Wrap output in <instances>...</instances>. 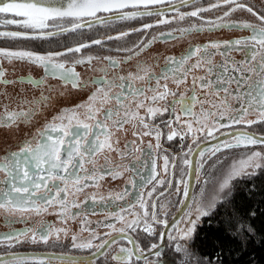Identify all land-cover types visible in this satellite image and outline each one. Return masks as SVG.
Segmentation results:
<instances>
[{"label": "snow or ice", "instance_id": "1", "mask_svg": "<svg viewBox=\"0 0 264 264\" xmlns=\"http://www.w3.org/2000/svg\"><path fill=\"white\" fill-rule=\"evenodd\" d=\"M166 3L171 4V0H0V28L13 26L24 30L0 31V38L9 40L49 39L58 33L66 35L85 28L91 29L97 25L131 21L145 16L161 18L155 25L145 23L141 28H134L131 32L144 33L155 26L173 21L183 22L186 18L195 17L203 23L200 26L191 24L186 28L175 29L174 31L180 34L179 38L182 39L193 32L212 31L223 27L242 28L251 33L248 37L234 41L223 43L210 41L204 45L190 46L179 58L167 57L165 67L159 76L152 72L150 66L138 64L135 73L117 74L108 78V69L118 68L120 62L112 57H104L107 67L101 69L103 75L88 81L81 78L76 71V65L91 66L92 61L99 57L87 56L74 59L71 61V67L67 66L69 61H61L60 57L69 53L79 54L82 49L90 47V44L82 43L76 47H68L64 52L47 54L0 48V85L7 87L16 83H27L33 88L40 89L46 80L53 78L60 80L64 86L70 84L72 89L78 91H84L90 85L94 88V91H91L82 102L61 109L43 128L37 129L31 139L23 141L16 151H9L0 156V214L6 217H18L20 221H24L29 213L41 215L49 208L58 207L61 219L66 220L75 215L70 213V207L80 206L78 198L86 187L95 186L98 189L104 175L111 174L113 178H117L123 175V172L133 169L136 170L137 178L144 179L139 169L148 168V161H151L152 174L139 186L136 200L121 204L120 211L111 213L113 217L118 218L122 227L117 229L114 223L107 224V227L113 232H118L119 236L127 238L128 243L132 245L120 246L111 259L115 264H133L134 259L145 260L148 264H165L160 258L163 256L162 245L166 235L169 241H176L173 245L176 253L190 256L187 247L180 241L193 236L197 222L211 214L220 195L231 188L234 180L254 175L255 171L250 172V169L264 168V152L250 151L243 154L221 170L220 177L213 186L214 194L211 197H204L202 190V199L194 200L193 205H187L189 211L184 212L180 217L184 220L185 228L179 229L176 234L157 232V226L164 229L169 227L167 213L163 212V216L160 214L165 206L160 205L158 211L157 203L153 199L156 186L163 187L165 181L158 180L157 185L147 192V199L144 198L143 189L159 175L153 149L161 148L160 141L164 135V128L168 129L166 138L169 142L177 137L180 138L181 148L188 136H191L192 144L197 147L201 139L205 141L209 138L218 139L217 133L228 138L212 148L201 149L198 153L193 152L192 145L187 146L182 158L180 179L175 188L179 193L180 185H183L185 200L189 197L185 177L190 175L192 169L193 162L189 158L191 155L198 154L201 157L195 169L196 179L199 181L206 156L210 158L226 149H247L264 144V131L256 135L255 131L250 133L245 130L253 125L264 124V14L258 13L252 6L239 0H216L208 7H200L187 13L180 12L179 7H173L172 10L177 15L170 19L166 17L164 9L151 10L152 6ZM189 3L190 0H180V6ZM224 6L230 7H227L223 16L216 20L200 16L202 12ZM237 10L247 11L259 23L250 21L223 23L225 18ZM128 35L130 32L125 31L117 36H108L107 39L119 40ZM160 38L176 39L177 37L173 31H169L161 33ZM156 39L158 38L152 37L147 42L141 40L133 48L124 49L132 53L126 59L131 60L133 56L139 55ZM91 44L101 45L102 41L94 39ZM233 51L243 53V58L240 61L232 58L230 53ZM217 55L223 57L220 62L215 60ZM16 61L43 68L44 76L40 79H33L30 76L19 80L6 79L8 70L4 67V62L11 64ZM191 61L194 62L190 63ZM162 80L163 84H161ZM169 80L175 85V90L169 88ZM136 82H141L142 85L146 83L147 87H136ZM182 87L183 91H181ZM221 93L224 95L222 96ZM0 95L6 94L0 92ZM49 100L50 97L41 92L39 98L31 101L21 100V107L18 110L9 111L8 106L4 105V114L0 115V127H18L20 123H31L41 110V106H47ZM233 101L239 106L234 107ZM23 105L31 106L24 108ZM141 110L144 115H141ZM165 113L168 114V118L157 122L156 118L163 117ZM251 115H255L256 118L248 119ZM126 124L132 126V135L137 139L126 143L121 150L118 134L125 130ZM235 125H244L245 128L237 129L233 127ZM221 129H230V131L221 132ZM144 137H153L156 141L155 145L149 142L147 150H143L141 145ZM112 153H116L120 158L119 163L113 161ZM98 156H102L105 161L100 168L96 167ZM126 157L131 158V167L124 163ZM163 161V172L167 175L170 166L167 155L163 156ZM109 164L114 166L109 168ZM217 164L222 165L223 162L218 159L210 167L215 170ZM88 165H91V168ZM171 167L175 170L174 162ZM204 183L207 184L209 181L205 180ZM129 184L133 189L137 187L136 180L131 177ZM168 186H172L170 180ZM97 195L90 196L93 203L97 202ZM130 195L126 187L121 193L109 194L107 198L101 195L99 199L101 202L105 199L126 201ZM159 195L164 193L161 192ZM88 198L86 196L85 203ZM149 201L152 203L149 204ZM177 203L181 208L185 207L183 203L179 201ZM137 205L141 211L129 212L132 219L129 220L121 215V212L136 208ZM252 215H255V212ZM176 223L177 218H173L172 227L175 228ZM32 231L26 229L12 232L6 234L3 239L21 242L20 237L28 236ZM243 231L245 238L249 239L253 229L250 226ZM51 232L50 225L41 224V229L33 233L32 240L35 242V237L39 234L46 243ZM129 232L134 233L135 238L129 236ZM141 234H144L143 238L156 237L159 241V243L154 241L148 243L147 251L157 258L155 261L149 260L145 255V249L140 243ZM104 235L110 237V240L103 239L99 245H93L92 241L88 240L86 243L74 244V246L104 249L110 246V241L117 240V237L112 236L111 233ZM93 238L101 240L99 235ZM73 240H76L75 236Z\"/></svg>", "mask_w": 264, "mask_h": 264}, {"label": "flooded vegetation", "instance_id": "2", "mask_svg": "<svg viewBox=\"0 0 264 264\" xmlns=\"http://www.w3.org/2000/svg\"><path fill=\"white\" fill-rule=\"evenodd\" d=\"M206 0H201L195 4H192L188 7L180 9V12L187 13L191 11V7L197 9L204 7ZM255 3L245 4L253 7L258 13L264 14V0H253ZM244 3V2H241ZM230 7V6H229ZM219 8L214 13L202 12L200 13L201 17L209 20H216L218 17L223 16L224 11L227 9ZM218 11V12H217ZM175 11L166 14L167 18L176 16ZM157 16H147L143 18H138L131 21H116L114 23H108L104 25H97L91 29L80 30L76 33H71L64 36H58L49 39H36V40H9L0 38V48H8L11 50H28L33 51L39 54H47L49 52H64L68 47H76L79 44L87 43L91 46L85 49H82L81 53H69L67 56L60 57V60L69 61L68 65L71 67V61L80 57H99V59L93 60L92 65H76V71L80 74L81 78L85 81L91 80L92 78L100 77L103 75L101 69L107 67V61L104 60V57H112L119 61V66L116 69L109 68V77L113 75H126L129 72L135 73L138 64H144L150 66L152 72L159 76L161 70L165 67V59L167 57H176L179 58L189 49L190 46L204 45L210 41L214 42H226L234 41L237 39L248 37L251 33L242 28H230L223 27L220 29H214L212 31H201L199 33L193 32L190 35H185L182 39L179 38V32L174 30L179 27H189L191 24L200 26L203 21L195 17L186 18L183 22L173 21L169 24H163L155 26L152 29L145 31L144 33L131 32L134 28H141L145 23L156 24L159 19H154ZM250 21L253 23H259L255 17L250 13L243 10H237L233 12L229 17L225 18L223 23L232 24L234 22ZM129 22V23H128ZM207 27V26H206ZM0 30H19L24 31L23 29H16L13 26H8L7 28H0ZM53 31H56L53 29ZM128 31L130 35L122 39L108 40V36H117L121 32ZM173 31L176 39H161V33H167ZM152 37H157L155 41L152 42L151 46L147 49L140 52L139 55L133 56L131 60L126 58L132 53L124 51V49L133 48V46L139 43L141 40L145 42L152 39ZM99 39L102 41L101 45L91 44L92 40ZM139 51V49H137ZM230 56L237 61H240L243 58V53L238 51H233L230 53ZM223 59L220 55L215 57L216 62H220ZM194 61H191L192 63ZM4 67L7 68L6 79L8 80H19L20 78L32 77L33 79H40L44 76V70L41 67H36L27 62H13L11 64L4 62ZM164 81H161L163 84ZM144 86L147 87V84L143 85L141 82H136V87ZM153 86H155V81H153ZM169 88L175 90V85L168 81ZM94 91V88L90 85L88 89L84 91H78L72 89L71 85L64 86L63 83L58 79L49 78L45 81V84L42 88L36 89L27 83H16L14 85H8L7 87L0 85V92L5 93L6 95H0V115L4 114V105L8 106V110H18L21 105L20 101L27 99L28 101L33 100L34 98H39L41 92L50 97L49 103L47 106H41V110L37 115L32 119L31 123L24 124L20 123L19 126L12 127H0V156H3L6 152L16 151L18 146L25 140L31 139L35 135L36 130L43 128V126L51 121L53 116L58 114L61 109L70 108L74 105L82 102L87 98V95ZM183 91V87L181 88ZM63 93V95H61ZM151 95V93H147ZM190 94V93H189ZM223 96L224 94L221 93ZM211 99V98H209ZM171 100V97H169ZM234 107L239 105L235 104L233 101ZM31 105H23L24 108L30 107ZM179 107V106H177ZM198 111V106L197 109ZM141 115H144L143 110H141ZM168 114L165 113L163 117L158 116L156 118L157 122L161 119H167ZM255 115H251L248 119H255ZM175 126V125H174ZM234 128L240 129L245 128L244 125H235ZM246 131L252 133L255 131V134L259 135L261 131H264V124L253 125L251 128H246ZM132 126L130 124L125 125V130L119 133L120 137V148L123 150L124 145L130 141L136 140L137 138L132 135ZM221 132L230 131V129H221ZM164 135L161 138L160 149H153L155 153V159L157 164V172L159 175L156 179L152 180L150 183H147L143 189L144 198L147 199V192L150 191L154 185H157V181L163 179L165 185L163 187L156 186V191L153 193V199L157 203L158 211H160V205H164L163 211L160 214L163 216V212L167 213V219L169 222V227L164 229L161 226H157V232L163 231L165 233L176 234L179 229H182L184 223L183 219L180 217L183 216L184 212L189 211L187 205H193L194 200L196 201L201 196V191H205L206 187L217 177L219 171L227 164L231 163L232 160L238 158V155L245 154L249 150L254 148H261L264 146H251L250 148H239V149H226L224 151L218 152L215 156H206L204 162V168L200 171V180L196 179V167L198 162L201 160V157L196 155H191L189 158L192 160V169L190 175L186 176V182L188 184L189 197L187 200L183 197V185H180L181 191L176 192V183L180 179V169L183 167L182 158L184 152L187 151V146L192 145L193 152L198 153L201 149H209L215 146L220 141L228 139L226 136H220L217 133L218 139L203 140L198 141L199 147L192 144L191 136H188L183 141V148H181L180 138L177 137L173 141L169 142L166 138L168 129H163ZM151 142L155 145L156 141L153 137H144L143 144L141 148L147 150L148 144ZM139 144V141L137 140ZM139 155V153H136ZM167 155L169 158L170 166L169 173L167 175L163 172V156ZM113 161L119 163L120 158L116 153H112ZM220 160L223 164H217L216 169L214 170L210 166L214 161ZM96 167L100 168L105 164V161L102 156L97 157ZM175 163V170L171 167L172 163ZM124 163L129 164L131 167V158L126 157ZM148 168L139 169L142 177L144 179L148 178L151 173V161H148ZM114 165L109 164L108 167L112 168ZM91 168V165H88ZM135 169L132 171H125L123 175L113 178V175L107 174L104 175V179L100 181V187L97 189L95 186L86 187L83 193H80L78 202L80 204L77 208L70 207V213L75 214L70 216L66 220H62L59 215L60 209L49 208L48 211L43 212L41 215H36L34 213L27 214V217L24 221H20L18 217H6L4 214H0V257L10 256L14 254L22 253H49V254H60L67 256H93L100 252L102 249L98 247L92 248H80L75 247L74 244L86 243L88 240H91L93 245H99L103 239H109L110 237L105 236V233H111L112 236H116L117 240L115 242L110 241V246L105 247L103 253L90 261L84 262H67L61 260H51V259H42L38 260L36 258H18L14 260H9L2 262L0 264H115L112 261L111 256L115 254L120 246L131 247L128 243L127 238L119 236L118 232H113L112 229L107 227V224L114 223L116 228L119 229L122 227V224L119 222L117 217H113L111 213L120 211V205L125 203H130L136 200L138 192L140 190L139 186L144 183V179L137 178L135 175ZM136 180L137 187L133 189L129 184V178ZM172 182V186H168V181ZM207 180L209 183L205 184L204 181ZM91 184V182H89ZM128 188V191L131 193L130 196L126 198V201H109L105 199L103 202L100 201L99 197L102 195L105 198L109 194L121 193ZM161 192L164 195H159ZM92 194L97 195V202L93 203L90 199ZM88 198L87 203H85V198ZM158 197V199H156ZM71 199V197L69 198ZM181 202L185 205L184 208H181ZM152 201H149L151 204ZM141 211L139 206L136 208L129 209L128 211L121 212V215L126 216L129 220L133 217L129 215V212ZM180 214V215H179ZM178 217L176 227H172L173 218ZM41 224L47 226L50 225L52 228L51 234L48 236L47 242L45 243L40 235L37 234L35 237V242L32 240V235L37 230L41 229ZM199 226V225H198ZM198 228V227H197ZM26 229H32V232H29L28 236L20 237L21 242L16 240H4L3 237L6 234L12 232L24 231ZM63 229V231L57 232L56 230ZM83 229V231H82ZM95 235H99L101 240L94 239ZM129 236L135 238V234L129 232ZM142 238L140 240L141 247L145 249V255L151 261H155L157 258L153 256L150 252L147 251L149 242L159 241L156 237H147L143 238L144 234H141ZM76 237V240H73V237ZM195 237L192 241L191 246L193 245ZM176 241H169L167 235L165 236L163 248V256L160 258L162 261H165L166 253L173 248ZM13 246H9V245ZM133 264H148L145 260L135 261Z\"/></svg>", "mask_w": 264, "mask_h": 264}, {"label": "trees", "instance_id": "3", "mask_svg": "<svg viewBox=\"0 0 264 264\" xmlns=\"http://www.w3.org/2000/svg\"><path fill=\"white\" fill-rule=\"evenodd\" d=\"M250 226L246 239L243 230ZM190 254L191 264H264V169L239 180L229 198L202 220Z\"/></svg>", "mask_w": 264, "mask_h": 264}, {"label": "rangeland", "instance_id": "4", "mask_svg": "<svg viewBox=\"0 0 264 264\" xmlns=\"http://www.w3.org/2000/svg\"><path fill=\"white\" fill-rule=\"evenodd\" d=\"M216 2V0H206L205 1V4H204V7H208L210 4H212V3H215ZM239 2H244V3H246V2H248L249 4H253V3H255L253 0H239ZM197 8H198V5L196 6ZM227 7H229V6H224V7H221L222 9L221 10H223V9H225V8H227ZM192 9H191V11H193V10H195L194 8L195 7H191ZM219 8H217V9H212L211 11H206V12H208V13H214V12H216V10H218ZM218 12V11H217ZM160 19L161 17H154V19ZM129 23V22H128ZM250 151H262V152H264V147H261V148H254V149H252V150H249L248 152H250ZM247 153V152H246ZM243 154H241V155H238V158H235L234 160H232L231 161V163L233 162V161H235V160H238L241 156H242ZM231 163H229V164H227V165H225L221 170H223L224 168H226L227 166H229ZM264 168H261V169H258V170H252V169H250L249 171L251 172V171H255V174L254 175H257L258 173H260L262 170H263ZM221 170L219 171V173H218V175H217V177L206 187V189H205V191L203 192V194H204V197H211L213 194H214V184H215V182H216V180H218L219 179V177H220V174H221ZM254 175H250V176H245V177H243V178H240V179H237V180H234L233 182H232V186H231V188L229 189V190H227L226 191V193H224V194H221L220 195V198L216 201V204H215V207H214V209H212V211H211V214L213 213V211L214 210H216L224 201H226L228 198H229V196L232 194V192H233V189H234V186H235V184L239 181V180H242V179H245V178H251L252 176H254ZM202 199V196H199V199H197L196 201H198V200H201ZM194 204V203H193ZM210 214V215H211ZM209 215V216H210ZM208 217V216H207ZM204 218H206V217H203L200 221H198L197 222V227H198V225H200L201 224V222H202V220L204 219ZM186 227V225H185V223H183V225H182V229L183 228H185ZM197 227H196V230H197ZM195 233H196V231H195ZM195 233L193 234V236L190 238V239H187V240H182V241H180V243L182 244V245H184V246H186L187 247V249H188V252L190 253L191 252V248H192V246H191V244H192V241H193V239H194V237H195ZM175 244V243H174ZM189 260H192V259H190V256H184V254L183 253H176L175 251H174V248H171L167 253H166V255H165V264H191L190 263V261Z\"/></svg>", "mask_w": 264, "mask_h": 264}, {"label": "water", "instance_id": "5", "mask_svg": "<svg viewBox=\"0 0 264 264\" xmlns=\"http://www.w3.org/2000/svg\"><path fill=\"white\" fill-rule=\"evenodd\" d=\"M199 1H201V0H190V3L187 4L186 6H180V0H171V4L166 3V4H163V5H155V6H152L151 10L154 11L156 8H161V9H164L166 11V14H169V13L173 12V10H172L173 7H179V10H180V9L188 7V6L192 5V4H195V3L199 2ZM145 17H147V16H145ZM85 29H87V28H85ZM0 31H3V30H0ZM68 34H71V33H68ZM68 34H66V35H68ZM64 35L65 34L58 33L54 37L64 36ZM54 37H51V38H54ZM255 146H264V144H258V145H255ZM178 217L179 216H177L175 218L178 219ZM172 224H173V221H172ZM104 249H102L100 252H98L97 254H95L93 256H86V257L67 256V255L49 254V253L14 254V255H10V256L0 257V263L5 262V261H9V260L18 259V258H36L38 260L51 259V260H61V261H67V262H84V261H90V260H93V259L99 257L103 253Z\"/></svg>", "mask_w": 264, "mask_h": 264}]
</instances>
